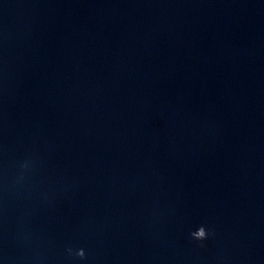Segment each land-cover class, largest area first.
Listing matches in <instances>:
<instances>
[{
  "label": "water",
  "instance_id": "water-1",
  "mask_svg": "<svg viewBox=\"0 0 264 264\" xmlns=\"http://www.w3.org/2000/svg\"><path fill=\"white\" fill-rule=\"evenodd\" d=\"M0 264H264V0H0Z\"/></svg>",
  "mask_w": 264,
  "mask_h": 264
},
{
  "label": "clouds",
  "instance_id": "clouds-1",
  "mask_svg": "<svg viewBox=\"0 0 264 264\" xmlns=\"http://www.w3.org/2000/svg\"><path fill=\"white\" fill-rule=\"evenodd\" d=\"M191 236L193 237V239H196V240H204V239H206V237L208 236V232H207V230L205 229V227L202 226L197 232H195V233H191ZM77 255H79V256L82 257V256L84 255L83 250H82V249L79 250V251L77 252Z\"/></svg>",
  "mask_w": 264,
  "mask_h": 264
}]
</instances>
